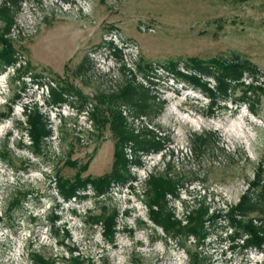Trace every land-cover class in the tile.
Returning <instances> with one entry per match:
<instances>
[{
	"label": "rangeland",
	"instance_id": "rangeland-1",
	"mask_svg": "<svg viewBox=\"0 0 264 264\" xmlns=\"http://www.w3.org/2000/svg\"><path fill=\"white\" fill-rule=\"evenodd\" d=\"M2 37L16 60L0 69V264H34L31 251L68 257L59 239L76 242L84 264H264L229 218L245 193L264 190V0H0V50ZM195 58L252 68L217 108L173 70L216 89ZM130 85L145 112L120 97ZM38 110L51 132L35 146ZM120 112L127 130L160 145H123L112 127ZM118 149L138 161L120 170L125 180L64 199L59 179L112 173ZM152 176L177 184L162 208L151 206ZM200 208L208 214L195 234L189 215ZM115 213L107 241L93 216ZM168 213L181 223L167 230L158 221Z\"/></svg>",
	"mask_w": 264,
	"mask_h": 264
},
{
	"label": "trees",
	"instance_id": "trees-1",
	"mask_svg": "<svg viewBox=\"0 0 264 264\" xmlns=\"http://www.w3.org/2000/svg\"><path fill=\"white\" fill-rule=\"evenodd\" d=\"M2 43L4 45V49L0 50V69L5 64H10L14 62L15 59V51L11 45V43L2 37ZM195 65L204 73L209 76H213L217 81L216 89H212L209 87L208 83L203 81L201 77L197 75H188L187 73H183V71L178 70L177 67H174L173 70L183 78L184 80L190 82L193 86H202L206 90L210 92V99L212 102V107L220 108L216 97L220 96H230L232 89L234 88V81L239 80L245 71V68H252L251 63L244 62V61H237V62H229L219 58H213L208 61V65H205V61L200 59H193ZM253 86H251L252 88ZM263 90V89H262ZM54 94V100L57 102L63 100L62 94L57 93L54 89H52ZM139 92H145V96L150 93V89L146 88L142 85L139 88ZM137 93L136 88L132 85L128 86L121 94L125 100L133 102L137 107H139L143 112L146 108V103L143 101L142 97L138 98V101L133 99V95ZM138 94V93H137ZM29 136L35 146L39 145L43 140V137L50 134L49 125L46 123L44 115L38 110L35 112L34 115L29 114ZM115 121H113V129L117 132L120 136V140L123 145H127L130 142H135L136 145L143 148V150H147L151 147H147L148 144H153L152 146L158 147L159 145L155 143H148L141 140L140 135L135 134L134 132L127 130L125 128V117L120 112L115 116ZM158 143V141H157ZM146 144V145H145ZM125 149H118L116 151V160L114 165V171L110 174L99 178H89V181H83L80 177H78L75 181H70L67 179H59L60 180V193L64 197V199H71L77 195V192L87 186V184H91L94 186L97 191L101 192V188L106 185H110L112 182H120L125 180V176L120 172L121 169H129L132 163H138L137 160L130 159ZM134 151V150H133ZM87 167V166H86ZM85 167V168H86ZM256 179L252 182V189H256L261 184V172L256 174ZM152 182L155 184L154 189L156 190L155 196L152 198L151 206H157L158 208L163 207V203L167 202L166 196L169 193L176 194L177 184L173 178L169 177H155L152 176ZM99 188V189H98ZM259 212L263 215L264 218V190L259 192L258 196L252 194L251 191L245 193L241 202L231 209L229 213V218L231 219V224L239 227L240 234L239 237L241 238L243 245L246 247L256 246L260 250L264 251V225L257 224L256 219L251 217L250 214L253 212ZM208 214L207 209L200 208L195 210L194 213L190 214V221L195 222V225L192 227L193 232L195 234H199L198 227L204 225L205 223V216ZM117 213L112 216L105 218L104 216H93V222L95 224L101 223L103 226V235L107 241L113 240L114 236L117 233L116 225H117ZM263 220V219H262ZM164 229H170L176 227L180 224V221L174 219V215L167 214L166 216H162L161 219L158 221ZM67 238L72 239V235L70 230H65ZM202 231V228H201ZM200 237V236H199ZM201 238V237H200ZM58 242V241H57ZM68 242L61 243V246H64L66 251L70 253L68 257H65L67 261L71 264H84V255L81 253L80 248L76 246H71L67 244ZM78 251V254H75ZM191 258H194L192 253ZM30 258L32 259L34 264H57V259L54 257H47L46 255L40 252L31 251L29 253ZM195 261V260H194ZM193 261V262H194ZM195 263V262H194Z\"/></svg>",
	"mask_w": 264,
	"mask_h": 264
},
{
	"label": "bare ground",
	"instance_id": "bare-ground-1",
	"mask_svg": "<svg viewBox=\"0 0 264 264\" xmlns=\"http://www.w3.org/2000/svg\"><path fill=\"white\" fill-rule=\"evenodd\" d=\"M56 50H54V52H55ZM66 51V50H65ZM64 51H60V53L62 54ZM241 117H242V119H245L246 118V116H245V114H242L241 115ZM45 120H46V118H45ZM46 123H48L47 122V120H46ZM50 132H51V129H50ZM72 235V234H71ZM112 241V240H111ZM62 242H64V243H66V241L64 240V239H59L58 240V244L59 245H61V243ZM68 245H71V246H76V247H79L77 244H76V242H74V241H71L70 243H67ZM35 252V251H34ZM37 252V251H36ZM47 257H54V258H56L57 259V261L59 262L61 259H63V260H66L65 259V255H62V253H57V254H52V255H50V256H47Z\"/></svg>",
	"mask_w": 264,
	"mask_h": 264
}]
</instances>
